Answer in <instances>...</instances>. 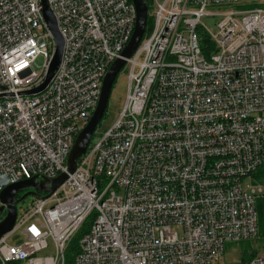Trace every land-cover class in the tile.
Masks as SVG:
<instances>
[{"label": "built area", "instance_id": "obj_1", "mask_svg": "<svg viewBox=\"0 0 264 264\" xmlns=\"http://www.w3.org/2000/svg\"><path fill=\"white\" fill-rule=\"evenodd\" d=\"M48 3L64 50L47 87L28 94L44 84L56 43L41 0H0V193L66 170L134 32L131 0ZM149 15L151 32L126 60L119 118L52 195L17 211L0 264H66L93 215L73 264H220L226 243L257 238L264 183L243 180L264 165V7L152 0ZM206 17L221 18L215 31ZM200 28L215 45L209 55ZM18 228L25 242L11 245ZM245 264H264V252Z\"/></svg>", "mask_w": 264, "mask_h": 264}, {"label": "water", "instance_id": "obj_2", "mask_svg": "<svg viewBox=\"0 0 264 264\" xmlns=\"http://www.w3.org/2000/svg\"><path fill=\"white\" fill-rule=\"evenodd\" d=\"M136 10V22L133 35L123 50L121 57L115 60L110 66L101 88V95L89 122L77 135L74 145L66 161V170L54 179L38 181L36 177L23 180L5 187L0 193V237L11 231L17 216L16 205L28 196L40 198L41 192L52 195L77 169L78 160L86 153L91 139L103 119L112 88L119 72L125 67L126 60L131 58L141 44L147 28L149 17V6L146 0H131ZM44 19L50 29L56 43V49L50 64V68L44 84L35 90L28 92L36 93L44 90L54 76L55 71L60 67L64 50V40L59 31L57 20L49 6L48 0H41ZM26 191L22 196L19 194ZM5 214V215H4ZM4 215V217H3Z\"/></svg>", "mask_w": 264, "mask_h": 264}, {"label": "rangeland", "instance_id": "obj_3", "mask_svg": "<svg viewBox=\"0 0 264 264\" xmlns=\"http://www.w3.org/2000/svg\"><path fill=\"white\" fill-rule=\"evenodd\" d=\"M242 3L243 4L245 3V5L260 6V5H264V0H242ZM230 8L237 9L238 7L236 5H232L231 7H228V6L223 7V10H227ZM220 20H221V18H219V17H206L202 21L212 31H215L216 24ZM152 22H153V18H152ZM200 31L204 32V30L202 28H200ZM146 35H145V37H147L149 34L147 36ZM37 64L41 66L43 64V59L38 58ZM129 73H130L129 65H126L119 72V74L116 78V81L114 83V86L112 88V92L110 95V99H109V103H108L106 113H105L103 119L101 120L99 126L97 127L92 139H91L90 146H92L93 144H95L99 140H101L102 135L107 130H109L114 125L116 120L119 118L120 113L122 112V110L124 108L126 98H127V94L129 91V85H130ZM254 182H256V180L253 176L248 177V178L243 180V183L245 184V186L247 184H252ZM25 192L26 191H22L19 195L22 196ZM34 199H35V197H33V196H28L25 199H23L21 202H19L16 205L17 211L19 213H21L24 210L28 209L31 206ZM259 205H260V212H261L260 220L262 221V224L264 227V199L259 202ZM25 239L26 238L23 235V229L18 228V229H15L9 235V237L7 238V242L11 245L18 246V245H21L22 243H24ZM261 246H262V243H261L260 238H258L256 240H245V241H240V242H228L225 245V251H224L219 263L220 264H245V261H244L245 250L251 251L257 247L261 248ZM54 252H55V248L51 242L50 248L48 250H46L44 253L49 255V254H53ZM262 252H264V250H262L259 254H261Z\"/></svg>", "mask_w": 264, "mask_h": 264}, {"label": "trees", "instance_id": "obj_4", "mask_svg": "<svg viewBox=\"0 0 264 264\" xmlns=\"http://www.w3.org/2000/svg\"><path fill=\"white\" fill-rule=\"evenodd\" d=\"M146 1L150 7L152 0H146ZM263 7H264V5H263ZM152 23H153L152 17L149 15L145 35L146 34L148 35L151 32ZM199 43H200L202 51L205 55H209L210 52L215 50V45L211 41L209 36L205 32L200 31V30H199ZM252 176L255 178L256 183H264V165H262L254 174H252ZM262 200L263 199H259L257 202L259 233H258L257 238L254 239V240H256V239L260 238L262 246H261V248H258V247L254 248L251 251L245 250V253H244L245 263L250 261L251 259H253L262 250H264V227H263L262 221L260 220L261 212H260V205H259V202ZM93 218H94V215L90 219H88V221L82 226L80 231L76 234V236L73 238V240L69 244L68 249H67V262H66V264H73L74 263V257L79 250V241L82 238V236L89 230V227L92 223Z\"/></svg>", "mask_w": 264, "mask_h": 264}, {"label": "flooded vegetation", "instance_id": "obj_5", "mask_svg": "<svg viewBox=\"0 0 264 264\" xmlns=\"http://www.w3.org/2000/svg\"><path fill=\"white\" fill-rule=\"evenodd\" d=\"M20 196V195H19Z\"/></svg>", "mask_w": 264, "mask_h": 264}]
</instances>
